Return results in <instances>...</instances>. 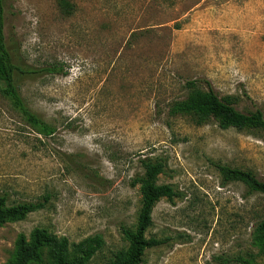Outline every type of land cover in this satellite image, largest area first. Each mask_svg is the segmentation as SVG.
<instances>
[{
	"label": "rangeland",
	"instance_id": "rangeland-1",
	"mask_svg": "<svg viewBox=\"0 0 264 264\" xmlns=\"http://www.w3.org/2000/svg\"><path fill=\"white\" fill-rule=\"evenodd\" d=\"M4 32L32 69L16 86L45 126L34 125L0 85V194L44 201L0 226V262L19 233L46 227L70 242L99 234L87 264L124 248L139 203L141 159L160 161L169 184L147 236L164 241L143 264H264L255 228L264 194L219 166L264 180V132L172 115L196 81L264 115V0H6Z\"/></svg>",
	"mask_w": 264,
	"mask_h": 264
},
{
	"label": "trees",
	"instance_id": "trees-1",
	"mask_svg": "<svg viewBox=\"0 0 264 264\" xmlns=\"http://www.w3.org/2000/svg\"><path fill=\"white\" fill-rule=\"evenodd\" d=\"M6 0H0V85L1 91L9 96L26 119L34 125L45 126L44 121L33 113L24 103L16 86L19 76H33L41 72H53L57 68L32 69L18 61L17 50L6 39L4 32ZM189 91L186 96L174 101L169 107L172 115H192L198 122L213 118L221 128L234 126L253 127L264 132V115L259 109L242 113L236 109V99L232 96L219 97L215 92L201 89L196 81L186 83ZM143 172L137 175L132 185L137 186L139 203L135 212L133 226H122L121 234L126 246L115 253L106 264H143L144 252L164 243L156 237L147 236L152 224L151 213L154 205L161 198L171 199L174 190L169 184L157 183V176L162 171L160 161L149 158L141 159ZM226 179H234L245 184L250 191L264 194V180L252 172L228 166H219ZM44 201H22L9 203L6 194H0V226L8 221L24 218L28 213L45 206ZM255 240L264 254V220L255 228ZM103 240L99 234L85 237L78 242H70L65 236H58L46 227H35L28 235L19 233L14 244L12 256L0 264H87L102 247ZM242 264H252L242 261Z\"/></svg>",
	"mask_w": 264,
	"mask_h": 264
}]
</instances>
